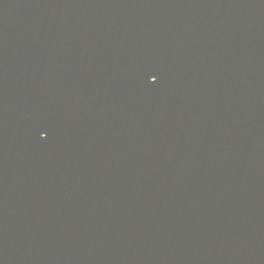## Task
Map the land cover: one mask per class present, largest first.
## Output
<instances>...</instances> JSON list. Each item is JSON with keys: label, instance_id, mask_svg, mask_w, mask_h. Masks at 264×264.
<instances>
[{"label": "water", "instance_id": "1", "mask_svg": "<svg viewBox=\"0 0 264 264\" xmlns=\"http://www.w3.org/2000/svg\"><path fill=\"white\" fill-rule=\"evenodd\" d=\"M0 264H264V0H0Z\"/></svg>", "mask_w": 264, "mask_h": 264}]
</instances>
